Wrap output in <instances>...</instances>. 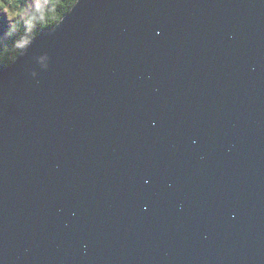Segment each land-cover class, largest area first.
<instances>
[{
	"label": "water",
	"instance_id": "1",
	"mask_svg": "<svg viewBox=\"0 0 264 264\" xmlns=\"http://www.w3.org/2000/svg\"><path fill=\"white\" fill-rule=\"evenodd\" d=\"M0 264H264V0H76L0 70Z\"/></svg>",
	"mask_w": 264,
	"mask_h": 264
},
{
	"label": "trees",
	"instance_id": "2",
	"mask_svg": "<svg viewBox=\"0 0 264 264\" xmlns=\"http://www.w3.org/2000/svg\"><path fill=\"white\" fill-rule=\"evenodd\" d=\"M75 1L33 0L29 7L27 0H0V70L8 66L40 30L57 23ZM3 12L8 15L5 21ZM9 16L12 20L6 22Z\"/></svg>",
	"mask_w": 264,
	"mask_h": 264
},
{
	"label": "rangeland",
	"instance_id": "3",
	"mask_svg": "<svg viewBox=\"0 0 264 264\" xmlns=\"http://www.w3.org/2000/svg\"><path fill=\"white\" fill-rule=\"evenodd\" d=\"M36 0H34V2H35ZM32 3H33V0H27V4L29 5V7H32ZM73 6V5H72ZM28 10V9H27ZM4 13V15H5V18H8V15L5 13V12H3ZM12 19H11V16H9V19L6 21V22H8V21H11ZM5 21V20H4ZM4 26H6V24H5V22H4Z\"/></svg>",
	"mask_w": 264,
	"mask_h": 264
}]
</instances>
